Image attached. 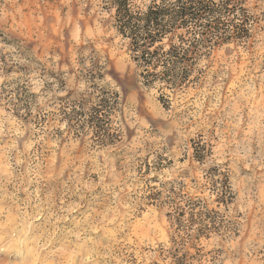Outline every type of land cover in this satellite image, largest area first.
<instances>
[{
	"label": "rangeland",
	"instance_id": "rangeland-1",
	"mask_svg": "<svg viewBox=\"0 0 264 264\" xmlns=\"http://www.w3.org/2000/svg\"><path fill=\"white\" fill-rule=\"evenodd\" d=\"M246 3L236 4L246 11L248 35L202 49L183 91H159L142 84L126 41L98 0H0V264H172L177 257L186 264H264V208L248 203L261 170L230 157L231 137L217 134L234 129L243 141L240 155L247 145L250 159L260 161L264 51L250 27L259 22L252 12L260 0L251 9ZM125 90L132 100L142 97L151 119L139 111L126 119L119 99ZM16 91L33 95L30 109L40 127L14 114ZM99 91L118 95L103 143L91 129H68L63 118L64 111L94 102ZM177 106L194 120L214 121L212 127L173 133L163 147L151 140L135 146L141 133L160 139L165 114ZM133 156L123 170L117 157ZM212 170L231 188L226 206L214 202L206 183ZM125 181L134 189L131 200L117 195ZM156 187L204 200L217 213L220 232L186 257L181 249L171 256L166 210L146 199ZM245 240L247 252L229 250Z\"/></svg>",
	"mask_w": 264,
	"mask_h": 264
},
{
	"label": "trees",
	"instance_id": "trees-1",
	"mask_svg": "<svg viewBox=\"0 0 264 264\" xmlns=\"http://www.w3.org/2000/svg\"><path fill=\"white\" fill-rule=\"evenodd\" d=\"M98 1L100 11L109 16L117 35L126 41L142 84L147 88L157 85L159 91H183L202 49L210 50L248 35L246 11L233 0H222L223 7L216 0H149L140 5L136 0ZM228 15L232 16L231 20L221 18ZM14 95L18 100L14 114L20 118L25 114L28 116L26 123L40 127L38 118L30 109L29 97L33 95L21 91ZM22 97L24 112H21L19 103ZM95 99L91 103H82L79 111L74 108L69 113L64 111L63 118L68 129H91L97 142L103 143L109 137L108 123L118 104V95L99 91ZM203 160L197 159L199 162ZM206 180L212 186L211 195L218 206L230 203L232 191L224 174L212 170L207 173ZM165 193L167 196H163ZM146 199L166 210L172 230L171 256L173 249H181L186 257L201 240H208L220 232L215 217L217 213L210 210L202 199L164 187L149 193ZM181 233L190 235L191 240L184 239ZM172 264H186V261L177 257Z\"/></svg>",
	"mask_w": 264,
	"mask_h": 264
},
{
	"label": "clouds",
	"instance_id": "clouds-1",
	"mask_svg": "<svg viewBox=\"0 0 264 264\" xmlns=\"http://www.w3.org/2000/svg\"><path fill=\"white\" fill-rule=\"evenodd\" d=\"M233 2H237V0H233ZM216 3L223 7L224 5L222 4V0H216ZM257 3V0H247V3L243 6L251 9L252 5ZM240 6V5H238ZM261 13H264V0H260V8L259 11L253 10L252 14L255 16H259V22L258 24H253L250 25L253 33H259V40H260V48L261 51H264V15H261ZM239 15V13H237ZM222 19H227L231 20L232 16H222ZM257 37L254 35L253 39L251 41H246V44H251L253 43ZM159 71V69H158ZM115 87V86H114ZM116 91H120L119 88H116ZM137 92H139V89H137ZM113 99H115V96H113ZM120 107L124 111L125 117L127 120L131 121L133 118V115L139 111L142 113L144 116L148 117L151 119V117L148 116V113L145 112V107L143 103L142 97L139 100H132L129 98V92L128 90H125V92L121 93L120 95ZM183 107L186 109L189 107L187 103L183 105ZM206 115V114H205ZM166 123H163L161 125V131L158 132L160 135V139H157L156 136H148L145 135L144 133H141V137L137 138L136 142V147H142L144 141L151 140L153 143H155L158 146L163 147V144H161V140L167 139L168 137H172L173 133H179L181 136H191L194 132H198L201 129H203L205 132H208L209 129L212 127V123L214 121H204L201 120L199 116L196 117V119H192L188 112L183 111L179 106H177L175 109H173L170 113H166ZM114 119H118L117 117H114ZM199 121V123H197ZM145 129H147V126L145 125ZM234 129H225L224 131L218 132L217 134L220 136H224L225 133H227L228 136L231 137L230 144L235 145V148L229 153V156L236 157L238 161H243L247 165H255L256 168L260 169L261 171L259 172V177H258V185H257V191H253L251 187H249L248 191L252 192V197H255L253 199L252 197H249L248 203L250 204H255L257 210L264 208V142L261 143L260 148H261V159L259 162L252 161L250 159V154H251V148L247 147L245 145V155L241 156L240 155V149H241V144L243 141L238 142L235 139V134H234ZM7 135V133H5ZM210 135V133H209ZM247 139V138H245ZM123 143V141L121 142ZM14 147V145H13ZM117 159L120 160V166L122 167L123 170H127L129 165L132 163V160H134V156L127 158V159H120L117 157ZM112 171H115V169H112ZM134 179H138V177H133ZM171 177H166V176H161V179H170ZM253 179H257V177H253ZM160 190L158 187L153 188L152 191H158ZM134 189H128L127 188V181H125V188L120 189V193L117 195H120L121 193L128 199L131 200V196L129 193L133 192ZM51 196L52 193H49ZM116 203H119L117 200ZM123 207V205H121ZM119 227V226H117ZM120 231H123V229H120ZM184 239L186 240H191V236H185L184 233L180 234ZM117 244H120V241H116ZM249 241L245 240L243 244H241L239 241H236L234 245H231L229 250L235 252L237 249H242L244 252H247L248 249L247 247H244L245 244H248ZM231 264H240L239 261H232Z\"/></svg>",
	"mask_w": 264,
	"mask_h": 264
}]
</instances>
